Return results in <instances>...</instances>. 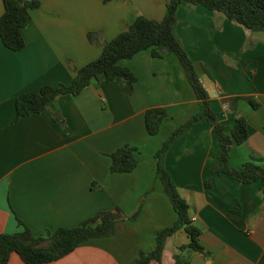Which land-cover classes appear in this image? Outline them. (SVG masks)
I'll return each mask as SVG.
<instances>
[{"label": "crops", "instance_id": "0c3cea01", "mask_svg": "<svg viewBox=\"0 0 264 264\" xmlns=\"http://www.w3.org/2000/svg\"><path fill=\"white\" fill-rule=\"evenodd\" d=\"M167 2L39 0L22 32L24 48L10 51L0 41V235L25 226L39 237L114 208L126 217L139 212L133 221L117 222L113 236L90 239L47 264H130L140 251L152 249L159 229L176 220L156 179L154 155L198 111V102L173 55L157 59L143 51L122 61L136 78L129 90L119 78L93 81L77 96H57L39 114L16 119L14 107L22 93L70 84L74 71L97 59L102 44L136 16L162 20ZM3 11L0 0V16ZM88 33L95 34L93 42ZM174 33L218 121L233 125L230 99L246 121L248 138L230 150V167L251 158L264 166V32L247 31L218 12L182 2ZM249 99L259 104L256 111ZM155 107L166 117L158 133L148 136L144 114ZM123 145L136 148L137 166L130 173H110L109 155ZM216 152L217 138L203 122L178 138L163 159L208 253L190 252L187 264H264L260 186L211 174ZM188 242L183 230L168 237L160 264H173L177 248ZM6 264L24 263L11 253Z\"/></svg>", "mask_w": 264, "mask_h": 264}, {"label": "trees", "instance_id": "16d2710c", "mask_svg": "<svg viewBox=\"0 0 264 264\" xmlns=\"http://www.w3.org/2000/svg\"><path fill=\"white\" fill-rule=\"evenodd\" d=\"M1 1L4 11L0 16V41L6 49L20 51L24 48L22 32L30 22V11L39 6V0ZM182 2L218 12L229 22L247 31L264 32V0H168L162 20L154 21L140 15L136 16L126 29L112 40L102 44L101 53L97 59L74 71L75 75L70 84H60L56 87L44 86L37 93H22L14 101L16 119L39 114L57 96H77L93 81L106 83L119 78L125 84L132 85L136 78L127 67L121 65V62L132 59L140 52L149 51L151 57L157 59L167 54L176 58L198 102V111L175 128L154 155L156 179L160 182L162 192L176 214V220L171 226L159 229L155 233L152 249L148 252L140 251L130 264L153 262L160 264L166 239L179 230L185 232L189 242L177 248L172 256L173 264H187V255L190 252L208 255L199 241L201 230L190 220L188 204L179 195L163 166L166 151L191 128L207 122L217 138L216 165L211 169V174L225 175L241 185L259 184L264 197V166L257 164L254 158L238 168H232L229 165L230 150L243 144L248 138L246 121L238 116L236 99L228 100L234 117L231 127L222 125L218 121L217 114L212 111L207 92L199 81L194 65L174 33L176 11ZM87 37L93 42L95 34L88 33ZM248 103L254 111L259 108L255 100L249 99ZM165 117L166 112L163 108L155 107L145 111L144 127L148 136H155L158 133ZM135 152V147L123 145L111 153L109 172L120 174L132 172L137 166ZM138 213L126 217L120 209L114 208L96 213L76 227L47 231L39 237H34L25 226H22V230L18 233L0 235V264H6L11 253H15L24 264L55 262L70 254L83 242L113 236L117 222L125 219L133 221Z\"/></svg>", "mask_w": 264, "mask_h": 264}, {"label": "water", "instance_id": "95a60500", "mask_svg": "<svg viewBox=\"0 0 264 264\" xmlns=\"http://www.w3.org/2000/svg\"><path fill=\"white\" fill-rule=\"evenodd\" d=\"M127 89H128V90L130 89V86H129V85H127Z\"/></svg>", "mask_w": 264, "mask_h": 264}]
</instances>
